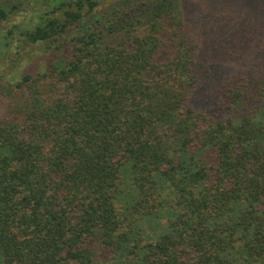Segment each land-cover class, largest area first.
<instances>
[{
  "label": "trees",
  "instance_id": "1",
  "mask_svg": "<svg viewBox=\"0 0 264 264\" xmlns=\"http://www.w3.org/2000/svg\"><path fill=\"white\" fill-rule=\"evenodd\" d=\"M50 1V13L0 38V48L14 35L57 41L78 28L42 72L0 84L12 100L0 114L1 263L263 261L264 88L257 119L237 112L240 86L223 84L229 116L195 105L205 68L181 7L193 0ZM165 215L146 240L143 223Z\"/></svg>",
  "mask_w": 264,
  "mask_h": 264
},
{
  "label": "rangeland",
  "instance_id": "2",
  "mask_svg": "<svg viewBox=\"0 0 264 264\" xmlns=\"http://www.w3.org/2000/svg\"><path fill=\"white\" fill-rule=\"evenodd\" d=\"M116 1L99 0L101 6ZM185 4L183 2L181 5L182 14L193 26L195 24L193 40L197 48L200 45L195 67L202 64L205 68L199 87L194 92V97H197L198 91L200 93L193 100L195 105L213 114L229 116L234 112L221 108L218 98L227 97V85L240 86L246 89L245 109L237 108V112L241 115L252 114L257 119L260 110L257 106L263 100L260 92L264 88V0H193L191 5ZM54 7L50 0H0V9H6L10 16L9 20H0V38L11 25L30 27L38 16L50 13ZM77 29L72 25L57 41L30 43L19 39L18 35L8 37L13 39L11 44L0 48V84L15 81L28 73L42 72L51 59L68 52V44ZM247 48L254 49L249 63L243 56ZM220 69L224 71L226 79L217 85L214 74ZM220 86L219 97H216L213 89ZM11 103V97L0 95V114L9 112ZM167 221L166 215L146 220L143 223L145 239H155L164 231ZM95 249L101 259L109 257L107 250L99 243H95ZM0 264H3L1 256ZM256 264H264V260Z\"/></svg>",
  "mask_w": 264,
  "mask_h": 264
}]
</instances>
